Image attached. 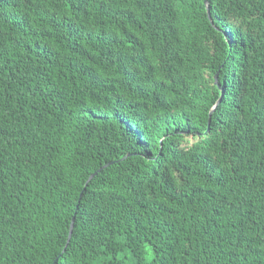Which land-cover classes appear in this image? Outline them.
I'll use <instances>...</instances> for the list:
<instances>
[{"label": "trees", "instance_id": "16d2710c", "mask_svg": "<svg viewBox=\"0 0 264 264\" xmlns=\"http://www.w3.org/2000/svg\"><path fill=\"white\" fill-rule=\"evenodd\" d=\"M207 2L0 0V264H264V0Z\"/></svg>", "mask_w": 264, "mask_h": 264}, {"label": "water", "instance_id": "95a60500", "mask_svg": "<svg viewBox=\"0 0 264 264\" xmlns=\"http://www.w3.org/2000/svg\"><path fill=\"white\" fill-rule=\"evenodd\" d=\"M205 2H206V4H207V5H206V6H207V11H208V14H209V17H210L209 5H208L207 0H205ZM215 81H216V83H217L218 85H220V83H219V81H218V73H216V75H215ZM222 95H223V92H222L221 97L219 98L218 102H220V100L222 99ZM218 102H217V103H218ZM96 173H97V171L94 172L93 174H91L90 177H89V179L92 178ZM74 219H75V217H73L72 222H71L69 237H70L71 232H72V229H73Z\"/></svg>", "mask_w": 264, "mask_h": 264}]
</instances>
